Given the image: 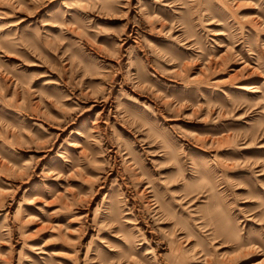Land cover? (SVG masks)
I'll list each match as a JSON object with an SVG mask.
<instances>
[{"label":"rangeland","instance_id":"obj_1","mask_svg":"<svg viewBox=\"0 0 264 264\" xmlns=\"http://www.w3.org/2000/svg\"><path fill=\"white\" fill-rule=\"evenodd\" d=\"M0 264H264V0H0Z\"/></svg>","mask_w":264,"mask_h":264}]
</instances>
